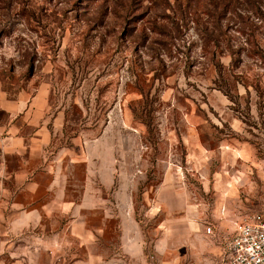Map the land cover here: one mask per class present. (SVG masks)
Here are the masks:
<instances>
[{"label": "rangeland", "instance_id": "1", "mask_svg": "<svg viewBox=\"0 0 264 264\" xmlns=\"http://www.w3.org/2000/svg\"><path fill=\"white\" fill-rule=\"evenodd\" d=\"M41 87L51 111L64 114L66 135L97 137L98 151L113 153L116 189L135 187L146 234L125 264H210L215 256L204 217L188 208L164 234L155 192L172 168L189 209L203 216L217 207L215 191L189 169L192 136L206 147L198 169L257 168L250 177L258 186L244 192L264 202V0H0V96ZM239 146L255 156L240 157ZM0 237V264H73L72 253L39 252L37 241L28 255H13L9 234Z\"/></svg>", "mask_w": 264, "mask_h": 264}, {"label": "crops", "instance_id": "2", "mask_svg": "<svg viewBox=\"0 0 264 264\" xmlns=\"http://www.w3.org/2000/svg\"><path fill=\"white\" fill-rule=\"evenodd\" d=\"M0 109L8 117L0 122V234L10 237L5 249L28 255V242L37 241L39 252L72 253L73 264H125L130 254L140 252L146 231L135 217V187L116 189L114 156L98 151L99 138L83 143L81 134L66 135L64 114L51 111L44 87L15 99L0 96ZM190 140L189 169L197 170L203 184L215 191L217 207L213 204L203 216L200 209H189L186 192L171 181L177 173L169 169L155 190L157 202L165 208V226L170 228L164 234L171 233L181 210L188 208V215L190 211L204 217L206 223L228 224L260 198L258 193L247 197L244 192L258 186V178L250 177L257 168L245 165L227 174L198 169L206 147L198 136ZM247 148L236 150L240 157L252 159L255 153ZM3 222L10 224L8 231L2 229Z\"/></svg>", "mask_w": 264, "mask_h": 264}, {"label": "built area", "instance_id": "3", "mask_svg": "<svg viewBox=\"0 0 264 264\" xmlns=\"http://www.w3.org/2000/svg\"><path fill=\"white\" fill-rule=\"evenodd\" d=\"M205 234L217 248L210 264H264V202L228 224L208 221Z\"/></svg>", "mask_w": 264, "mask_h": 264}]
</instances>
